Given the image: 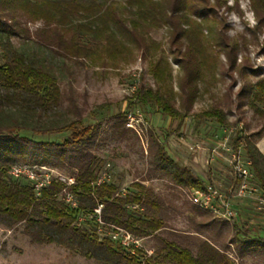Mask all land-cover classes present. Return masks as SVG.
Wrapping results in <instances>:
<instances>
[{"label": "trees", "instance_id": "1", "mask_svg": "<svg viewBox=\"0 0 264 264\" xmlns=\"http://www.w3.org/2000/svg\"><path fill=\"white\" fill-rule=\"evenodd\" d=\"M221 1L0 0V17L1 12L11 11L42 20L43 26L34 32L33 42L46 50L50 57L48 62L47 58L40 56L41 52L31 54L11 44L5 45V53L1 56L0 222L9 227L22 224V232L32 243L61 245L99 264H235L216 244L219 231H213L217 223L209 213H201L202 210L195 207L196 213L189 218L192 230L185 234L190 232L199 238L196 250L192 251L177 240L176 231L168 228V208L151 188L134 182L131 185L134 191L122 196L114 183L104 181L96 184L100 165L92 151L97 146L100 124L83 125L84 109L73 95L72 84L67 82L66 90L60 86L72 77L74 67H82L102 54L111 60L128 51L129 46L139 48L145 43L143 30L146 27L166 26L176 41L180 38L188 41V4L205 10L211 2L219 4ZM251 3L255 13L264 16V0H251ZM222 48L229 65L235 67V44L227 41ZM190 51L193 52L192 47L185 46L183 57L189 59ZM188 73L191 76L192 72H187V76ZM193 83L194 77H187L179 85L178 107L167 94L151 88L135 90L134 101L129 106L156 107L171 120L179 119L183 116L180 108L187 112L190 110L194 97L190 94ZM251 99L254 103L264 104V79L253 85ZM254 112L264 117V108L256 107ZM200 116L211 117L220 125L224 122L217 111ZM120 127H124V123L118 119L112 128ZM14 131H30L43 136L68 133V136L62 142L33 141L11 133ZM262 134L264 124L253 137L258 140ZM242 138H234L235 150L243 146L250 161V170L256 173L264 189V170L260 167V159H264V155L248 138ZM147 152L148 176L158 174L173 186L186 190L202 188V181L168 155L153 131L148 132ZM25 155L32 160V165H36V159L42 155L51 160L53 166L69 172L74 184L67 190L73 194L76 208H71L61 199L65 188L62 182L52 180L36 196L27 179L6 176L12 164L25 161ZM99 205V217L104 228H121L138 238H153L152 253L149 256L140 250L129 253L108 240L99 242L93 229L76 224L79 215H93ZM201 215L206 217L197 219ZM232 226L236 233L229 242L236 244L240 256L264 247V237L251 238L245 229L242 230L243 239L239 240L236 234L241 230L236 222Z\"/></svg>", "mask_w": 264, "mask_h": 264}, {"label": "rangeland", "instance_id": "2", "mask_svg": "<svg viewBox=\"0 0 264 264\" xmlns=\"http://www.w3.org/2000/svg\"><path fill=\"white\" fill-rule=\"evenodd\" d=\"M191 5L189 3L187 7L188 41L185 38L176 41L166 26L146 27L143 30L146 34L145 43L139 48L129 46L128 51L111 60L102 54L82 67H74L72 77L60 83V86L66 90V83L72 84L73 95L84 109L83 125L100 124L97 146L92 151L98 159L100 175H104L107 182L114 183L122 196L134 191L131 186L134 182L151 188L168 208V228L176 231L177 240L195 251L199 238L190 232L185 234L192 230L189 218L196 213L195 206L188 201L186 189L173 186L167 178L158 174L148 176V132L153 131L168 155L179 165L189 168L203 184L215 182L227 186L231 181V168L227 161L230 152L219 146L225 137L224 130H232L227 142L230 149L235 150L234 138L243 137V140L248 138L254 143L258 152L264 155L261 150L264 145L261 143L257 147L258 143L264 141V134L258 140L253 137L264 124V117H259L254 109L264 108V104L254 103L251 99L253 85L264 79V16L261 13L257 15L250 3L249 10L255 14V25L250 27V19L245 17L241 0H234L231 5L229 0L219 4L211 2L205 10ZM16 13L1 12L0 61L5 53V45L11 44L31 54L34 51L41 52L40 56L50 62L47 51L38 48L33 42L34 32L43 26L42 20ZM233 13L239 17L238 25L231 19ZM227 41L236 47L233 54L235 67L229 65L222 48V44ZM187 45L193 50L189 52V59L182 55ZM189 71L192 72L191 76L189 73L187 76ZM187 77H194L195 83L190 87L191 91L194 88L190 91L194 97L188 112L180 108L181 118L171 120L156 107L129 106L134 101L132 96L135 90L151 88L167 94L178 107L179 85ZM212 110L223 117L222 125L211 117L200 116ZM130 112L140 115L141 120L135 130L125 126L123 117ZM118 119L123 121L124 127L114 130L112 126ZM11 133L45 142H62L68 136V133L45 136L30 131ZM215 147L218 154L213 155L211 149ZM237 150H240L243 160L249 161L243 146L240 145ZM24 158L25 161L12 164L6 176L11 177V168L26 166L39 173L43 172L40 167H44V171L50 170L52 175L69 177L65 168L53 166L46 156L39 155L36 165H32V160L26 155ZM260 162L264 170V159H260ZM252 173L253 185L262 188L256 173ZM235 206L240 214L236 223L241 230L236 237L242 240V230L245 229L251 238L264 237V214L255 210L247 199L237 200ZM134 209L139 210L138 207ZM205 217L201 215L197 219ZM215 222L217 225L213 231H219L216 244L231 261L235 264H264V247L240 256L236 244L229 242L236 233L233 222L216 219ZM80 223L82 227L93 229L97 241L108 240L129 253L133 248L134 252L140 250L149 256L155 245L153 238H140L137 248L123 246L120 242L121 231L114 238L115 227L95 225L94 214ZM22 229V224L9 227L0 222V264H99L61 245L32 243Z\"/></svg>", "mask_w": 264, "mask_h": 264}, {"label": "built area", "instance_id": "3", "mask_svg": "<svg viewBox=\"0 0 264 264\" xmlns=\"http://www.w3.org/2000/svg\"><path fill=\"white\" fill-rule=\"evenodd\" d=\"M124 118L125 126L134 130L136 129V124L141 120L140 115H138L137 112L127 113ZM224 133V140L219 144V146L230 152V156L227 161L231 168V181L227 186H223L221 183L215 182L205 183L202 188H192L187 190L186 197L192 205L209 213L214 219L219 221L236 222L239 219L240 214L235 206V202L243 199L249 200L255 210L264 214V189L253 185V173L250 170V162L241 158L240 150H232L227 145L228 139L232 135V130H224ZM211 153L213 155L218 154L216 147L211 149ZM40 168V170L43 171L41 173L26 166H22V168L13 167L10 169L9 174L14 179H27L35 191L36 196H39L41 189L47 187L52 180L64 183L65 188L62 190L61 199L71 208H76L75 198L73 194L67 190L68 187L74 184V179L72 177L52 175L50 173L52 171H44V167ZM104 181H106V177L104 175H100L96 184H100ZM132 208H137V206H133ZM100 209L101 205L95 208L93 213L97 225L102 224L99 217ZM85 219L86 216L79 215L76 220V224L80 225V222ZM119 231H121L120 242L123 246H133L134 248L138 247L140 238H134L131 234L120 228H115L112 236L115 238L119 235ZM133 252L132 248L131 253Z\"/></svg>", "mask_w": 264, "mask_h": 264}, {"label": "clouds", "instance_id": "4", "mask_svg": "<svg viewBox=\"0 0 264 264\" xmlns=\"http://www.w3.org/2000/svg\"><path fill=\"white\" fill-rule=\"evenodd\" d=\"M233 3H234V0H229L230 5ZM250 3H251V0H241V8L245 10V17L246 19H250L249 26L252 27L255 25V14L253 11L249 10ZM231 19L233 21H236L237 25L239 24V17H237L234 13L232 14ZM40 26H42V23H40ZM261 143H264V141H261L260 143H258L257 147H260ZM261 150L264 151V149H261Z\"/></svg>", "mask_w": 264, "mask_h": 264}, {"label": "crops", "instance_id": "5", "mask_svg": "<svg viewBox=\"0 0 264 264\" xmlns=\"http://www.w3.org/2000/svg\"><path fill=\"white\" fill-rule=\"evenodd\" d=\"M262 145H264V143H262Z\"/></svg>", "mask_w": 264, "mask_h": 264}]
</instances>
